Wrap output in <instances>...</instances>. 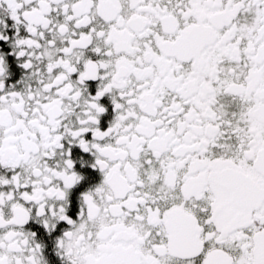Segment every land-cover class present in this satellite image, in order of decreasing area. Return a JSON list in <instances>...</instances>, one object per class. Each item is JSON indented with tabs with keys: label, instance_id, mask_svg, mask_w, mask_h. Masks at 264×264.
<instances>
[{
	"label": "snow or ice",
	"instance_id": "6c2138e0",
	"mask_svg": "<svg viewBox=\"0 0 264 264\" xmlns=\"http://www.w3.org/2000/svg\"><path fill=\"white\" fill-rule=\"evenodd\" d=\"M0 264H264V0H0Z\"/></svg>",
	"mask_w": 264,
	"mask_h": 264
}]
</instances>
